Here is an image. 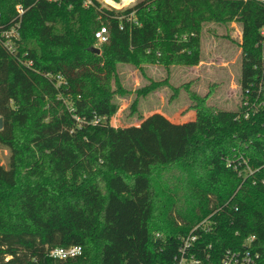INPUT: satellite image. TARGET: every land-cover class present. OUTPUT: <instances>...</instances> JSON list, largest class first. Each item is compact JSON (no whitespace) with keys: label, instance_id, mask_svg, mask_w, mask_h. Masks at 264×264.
Masks as SVG:
<instances>
[{"label":"trees","instance_id":"1","mask_svg":"<svg viewBox=\"0 0 264 264\" xmlns=\"http://www.w3.org/2000/svg\"><path fill=\"white\" fill-rule=\"evenodd\" d=\"M233 22L243 91L264 76L256 0H142L121 12L98 0H0V34L18 27L14 53L0 39V145L11 153L0 164V264H172L179 239L217 209L200 247L218 259L254 236L264 263V107L244 119L239 105L215 109L190 95L192 121L154 113L109 125L113 98L127 94L118 64L197 66L201 26ZM100 26L108 40L94 54ZM70 247L81 254L49 256Z\"/></svg>","mask_w":264,"mask_h":264},{"label":"rangeland","instance_id":"2","mask_svg":"<svg viewBox=\"0 0 264 264\" xmlns=\"http://www.w3.org/2000/svg\"><path fill=\"white\" fill-rule=\"evenodd\" d=\"M98 1L102 7L121 12L133 7L142 0ZM199 39V54L201 62L197 66H199L200 70H192V68L197 66L172 65L169 67L186 68L183 71V74H181L182 72H176L175 79L177 81H175V85L177 86L169 85L167 78L162 80L166 81V86L161 88H167L170 92V96L167 97V100L165 99L162 104L164 108L176 105L175 107L181 109L185 101L187 104L191 103L189 110L194 113L193 118L189 120L188 118L190 117L182 111L178 116V121H192L195 117V102L192 101L190 95H194L198 99L205 98V105L215 109L234 111L239 105L240 96L238 79L241 61V49L239 47L241 43V26L234 22L228 24L205 23L201 26ZM93 47L98 48L99 45L95 43ZM129 66L132 71H135V74H131L129 71L124 72L122 69H119L117 72L121 87L127 91V94L117 95L113 98V103L116 106V113L109 119V125L113 128L139 126L143 119L154 114L150 111L151 104L144 103L143 99L161 89L159 88L145 97L137 96V90L149 85L151 82H155L145 77L143 67L160 65L142 64L139 67ZM169 67H163L167 74ZM207 67L210 68V71L206 72V76L200 78V75L205 73ZM184 75L186 77H184ZM210 75L215 77V79L210 80L212 78L209 79L207 77ZM200 79H203L201 80L203 83L197 88L196 83H198ZM141 80L142 82H146L143 86L141 85ZM137 82L140 83V86H137ZM184 86H186V88H184ZM171 88L179 89L176 98L172 101L173 103H169L170 97L174 95ZM209 90L211 96L207 99L206 95L209 93ZM209 99L210 101L208 102ZM188 100L190 102H188ZM10 155V151L6 147L0 145V164L4 168H8L9 166ZM246 173L249 176V171H246Z\"/></svg>","mask_w":264,"mask_h":264},{"label":"built area","instance_id":"3","mask_svg":"<svg viewBox=\"0 0 264 264\" xmlns=\"http://www.w3.org/2000/svg\"><path fill=\"white\" fill-rule=\"evenodd\" d=\"M52 1V0H48ZM257 2L264 3V0H256ZM19 16L22 14L20 8H17ZM18 27H12L9 30L3 31L0 34V39L4 48L10 53H14V48L11 39H15L17 36L16 29ZM261 36H264V29L260 32ZM94 39L98 45H101L108 40V31L105 27L100 26L94 32ZM239 87V86H238ZM239 106L244 109L241 115L244 119H248L250 116L255 115L262 107H264V76L255 82H250L248 86L241 91L239 87ZM245 171H249V176L253 174L252 168L249 166L246 159L239 158ZM233 162L227 161L226 166L231 167L237 171V165H232ZM238 175L241 173L237 171ZM261 184L264 185V179L261 180ZM220 212V209L215 210L209 216L201 220L194 225L189 233L179 239V243L175 254L172 257V264H264L260 261L258 253L252 251V244L255 240L254 236L247 237L243 243L237 248L226 249L222 255L216 259L210 253L212 246L207 244L204 248L200 247L201 238L206 235H210L217 227V221L213 219V216ZM237 235V233H236ZM156 239H160L161 236L156 234ZM81 254L80 247L70 248H56L53 249L49 256L53 259L66 260L74 258Z\"/></svg>","mask_w":264,"mask_h":264},{"label":"crops","instance_id":"4","mask_svg":"<svg viewBox=\"0 0 264 264\" xmlns=\"http://www.w3.org/2000/svg\"><path fill=\"white\" fill-rule=\"evenodd\" d=\"M119 69H122V71H124V72L129 71L131 74H135V71H132L130 66L126 65V64H118L116 66L117 72ZM185 69L186 68H182V67H169L168 74H167L163 67H160V66H144L143 67V73L145 74V77H147V79H150V80L155 81V82L162 81V80L167 78L169 85L176 87L177 86V85H175V81H177L175 79L176 78V72H180V73L182 72L181 74H183V71ZM192 70L197 71L200 69H199V66H197L195 68H192ZM209 71H210V68L207 67L205 69V73L200 75V78H202V76H206L205 75L206 72H209ZM184 77H186V76L184 75ZM207 77L209 79L212 78L210 80L215 79V77H213L211 75L207 76ZM201 80H203V79H200V81L198 83H196L197 88L202 85L203 82ZM145 83H146L145 81L142 82V80H141L142 86ZM137 86H140L139 82H137ZM169 96H170L169 90L167 88H161V89L157 90L156 92L148 95L146 98H144L143 102L144 103H150L151 104V107H150L151 110L150 111H152L153 113H158V114L163 115L166 119H168L172 123L181 124V123H185V122L189 121L191 118H193L194 113L191 110H189L191 103L187 104L186 101L184 102V105L181 109L175 107L176 105H171V106H168V108H166V107L164 108L162 104H163L164 100L165 99L167 100V97H169ZM209 101H210V99L208 100V102ZM143 102H142V104H143ZM188 102H190V101L188 100ZM182 111L185 112L186 115L190 117V118H188L189 120L178 121V116H179L180 112H182Z\"/></svg>","mask_w":264,"mask_h":264},{"label":"water","instance_id":"5","mask_svg":"<svg viewBox=\"0 0 264 264\" xmlns=\"http://www.w3.org/2000/svg\"><path fill=\"white\" fill-rule=\"evenodd\" d=\"M90 52L94 53V54H99L100 53V50L98 48H95V47H91L89 49ZM3 128V119L1 118L0 116V130Z\"/></svg>","mask_w":264,"mask_h":264}]
</instances>
